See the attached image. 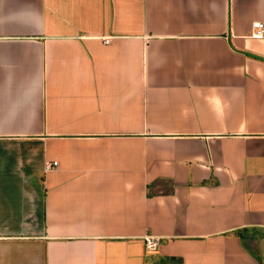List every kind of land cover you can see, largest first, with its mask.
Returning <instances> with one entry per match:
<instances>
[{
  "label": "crops",
  "instance_id": "1",
  "mask_svg": "<svg viewBox=\"0 0 264 264\" xmlns=\"http://www.w3.org/2000/svg\"><path fill=\"white\" fill-rule=\"evenodd\" d=\"M0 264H264V0H0Z\"/></svg>",
  "mask_w": 264,
  "mask_h": 264
},
{
  "label": "built area",
  "instance_id": "2",
  "mask_svg": "<svg viewBox=\"0 0 264 264\" xmlns=\"http://www.w3.org/2000/svg\"><path fill=\"white\" fill-rule=\"evenodd\" d=\"M251 34L253 36H259L262 34V23L261 22H257V21H253L251 23ZM107 38H103V41H107ZM54 165H56V160H46L44 162V169H48L53 167ZM158 244V237L157 236H153V235H149L146 236L144 238V245L146 249L149 250H153L156 248Z\"/></svg>",
  "mask_w": 264,
  "mask_h": 264
},
{
  "label": "trees",
  "instance_id": "3",
  "mask_svg": "<svg viewBox=\"0 0 264 264\" xmlns=\"http://www.w3.org/2000/svg\"><path fill=\"white\" fill-rule=\"evenodd\" d=\"M247 54H249V55H253V54H251V53H248V52H247ZM253 56H254V55H253Z\"/></svg>",
  "mask_w": 264,
  "mask_h": 264
}]
</instances>
